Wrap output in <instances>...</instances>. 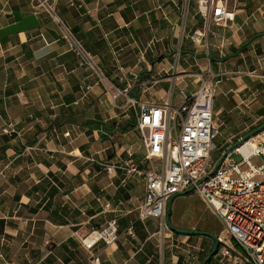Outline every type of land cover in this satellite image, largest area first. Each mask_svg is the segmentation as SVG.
<instances>
[{"label": "crops", "instance_id": "crops-1", "mask_svg": "<svg viewBox=\"0 0 264 264\" xmlns=\"http://www.w3.org/2000/svg\"><path fill=\"white\" fill-rule=\"evenodd\" d=\"M54 5L106 80L77 65L44 10L30 0H0V264H200L209 237L138 220L142 178L105 170L127 152L146 168L136 109L122 106L123 95L113 99L110 85L137 102L177 106L209 70L214 149H228L229 138L264 123V0H238L231 25H212L195 42L203 25L195 0ZM109 221L116 240L83 246L81 238ZM175 236L181 243L196 237L193 251L173 252Z\"/></svg>", "mask_w": 264, "mask_h": 264}, {"label": "built area", "instance_id": "built-area-1", "mask_svg": "<svg viewBox=\"0 0 264 264\" xmlns=\"http://www.w3.org/2000/svg\"><path fill=\"white\" fill-rule=\"evenodd\" d=\"M237 1L195 0L203 25L194 31L191 39L195 42L204 38L210 24L231 25ZM30 4L44 10L59 25L66 49L75 55L77 65L94 73L96 80L103 83L106 79L101 67L71 28L57 16L55 0H30ZM199 77L194 93L181 92L182 100L177 106L168 102H137L128 96L127 88L119 90L110 85L113 99L123 95L122 106L136 109L135 124L146 168L140 167L133 154L127 152L126 156L107 165L105 170H123L142 178L144 192L137 207L138 220L157 218L165 227L166 206L170 198L193 192L211 208L223 227L216 236L219 245L214 257L230 264H264V130L231 151L241 156L240 161L235 162L228 154L216 168L218 161L212 158L213 139L217 133L212 107L216 79L209 70ZM120 79H124L123 76ZM227 144L233 145L231 138ZM255 157L259 159L256 165L250 161ZM116 229L115 222L109 221L104 228L91 230L81 242L89 249L98 240L109 245L117 238ZM92 235L94 237L87 240ZM189 258L194 259L193 256Z\"/></svg>", "mask_w": 264, "mask_h": 264}, {"label": "rangeland", "instance_id": "rangeland-1", "mask_svg": "<svg viewBox=\"0 0 264 264\" xmlns=\"http://www.w3.org/2000/svg\"><path fill=\"white\" fill-rule=\"evenodd\" d=\"M211 26L212 24L209 25V28ZM259 125L260 124H257V126ZM257 126L251 129L255 130ZM245 134L246 133L242 134V136H240L237 140H235L233 144L239 141L240 139H242L243 135ZM213 142L217 144L219 141L217 138H214ZM226 149L227 148H225L223 151H221L219 148L213 149L212 151L213 160L217 162L221 158L223 152ZM229 157L232 158L235 162L241 160V156L235 152H230ZM258 160L259 159L255 157L252 158L250 161L251 163L256 165L258 163ZM170 199H171L170 207L172 211L170 212L171 215L168 218V222L165 219L166 226L180 231L205 232L207 234L212 235L213 237L221 233L223 227L217 215L213 213L211 208L207 206L202 201V199L198 197L196 194H194L193 192H183V194L174 195ZM166 232L169 231L166 230ZM173 239L175 240H173L172 244L175 245L177 244L178 246L177 248L175 247L173 248V252L175 250L177 252H181L186 248H188L190 252L193 251L190 245L192 246L195 245L194 239H196V237L188 238L187 240L184 241V243H181V241L184 240L183 236H175L173 237ZM185 243H188L189 246L186 245ZM209 246L210 245H208L207 249L209 248Z\"/></svg>", "mask_w": 264, "mask_h": 264}, {"label": "water", "instance_id": "water-1", "mask_svg": "<svg viewBox=\"0 0 264 264\" xmlns=\"http://www.w3.org/2000/svg\"><path fill=\"white\" fill-rule=\"evenodd\" d=\"M262 130H264V125L259 126V127H257V129L246 133L245 135H243L242 139H240L239 141H237L233 145L229 146L228 149H226L224 151V153L222 154L221 158L218 160V162H217V164H216L215 167L217 168L220 165V163L228 156V154L233 149H235L236 147H239L240 145L243 144L244 141H246L247 139L253 137L255 134H257V132L262 131ZM170 202H171V199L167 203V207H166V214H167V217L166 218H167V220L169 218V206H170ZM171 229L174 230L175 232L180 233V234H183V235L184 234H187V235H192V234L193 235H203V236H207V237L210 238V240L213 243V248H212V251L210 252V254L206 257L205 261L202 264H205L217 252V248H218L219 243H218V240H217L216 236L213 237L212 235L207 234L205 232L180 231V230H177V229H174V228H171Z\"/></svg>", "mask_w": 264, "mask_h": 264}, {"label": "trees", "instance_id": "trees-1", "mask_svg": "<svg viewBox=\"0 0 264 264\" xmlns=\"http://www.w3.org/2000/svg\"><path fill=\"white\" fill-rule=\"evenodd\" d=\"M261 124H264V123H261ZM260 124V125H261ZM93 125H95V126H99L98 125V123H93ZM212 248H213V244L207 249V255L204 257V259L200 262V264H202L204 261H205V259H206V257L210 254V252L212 251ZM212 260H213V258L211 257V259H209L205 264H211L212 263ZM179 261V260H178ZM180 263L181 264H191V262L190 261H183L182 262V259L180 260Z\"/></svg>", "mask_w": 264, "mask_h": 264}, {"label": "bare ground", "instance_id": "bare-ground-1", "mask_svg": "<svg viewBox=\"0 0 264 264\" xmlns=\"http://www.w3.org/2000/svg\"><path fill=\"white\" fill-rule=\"evenodd\" d=\"M250 143H252L253 144V142L252 141H250ZM96 233H94V235H95ZM94 235H92L90 238H88L87 240H91L93 237H94Z\"/></svg>", "mask_w": 264, "mask_h": 264}]
</instances>
